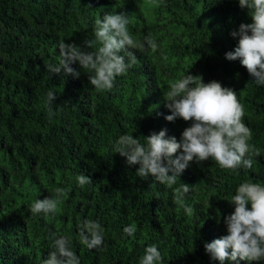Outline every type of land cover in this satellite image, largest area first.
I'll list each match as a JSON object with an SVG mask.
<instances>
[{
    "label": "trees",
    "instance_id": "1",
    "mask_svg": "<svg viewBox=\"0 0 264 264\" xmlns=\"http://www.w3.org/2000/svg\"><path fill=\"white\" fill-rule=\"evenodd\" d=\"M109 12L127 14L129 32L144 45L129 49L135 66L105 92L94 89L78 63L72 65L81 71L78 79L49 74L45 65H58L61 41L98 49V42L84 43L95 39V21ZM251 22L238 0H0V264H42L60 236L69 237L80 264H139L152 244L163 264H219L204 243L227 234L223 218L234 211L230 200L240 183L264 185V86L239 60L225 59L238 43L230 33ZM149 35L156 51L147 45ZM189 72L237 93L250 143L261 155L251 169L235 171L211 159L192 162L168 188L137 176L139 166L114 153L113 143L126 133L143 143L161 130L179 141L190 122L165 119L171 113L163 94ZM50 90L56 93L51 119ZM81 173L92 181L83 188L76 179ZM180 183L190 185L191 216L174 202ZM57 188L67 190L57 213L34 216L32 202ZM85 219L103 226L102 246L89 250L80 242ZM130 224L136 232L126 236Z\"/></svg>",
    "mask_w": 264,
    "mask_h": 264
},
{
    "label": "clouds",
    "instance_id": "2",
    "mask_svg": "<svg viewBox=\"0 0 264 264\" xmlns=\"http://www.w3.org/2000/svg\"><path fill=\"white\" fill-rule=\"evenodd\" d=\"M238 4L241 9H247L252 22L241 23L238 30L230 33L233 38H238V43L233 51L225 53V59L239 60L254 78L253 82L264 86V0H238ZM88 7L91 8V4ZM129 23L123 12L105 13L102 19L95 21V39L84 43L91 48L98 42V49L85 51L76 43L61 41L59 63L45 65L47 72L78 79L81 71L72 67L78 63L80 70L88 71L89 83L97 92L110 91L116 78L137 63L135 54L129 49L144 47L129 32ZM146 41L152 51L158 49L154 37L149 35ZM125 52L126 56L121 54ZM163 99L171 113L165 119L175 122L179 118L190 122V126L184 128L179 141L174 136L168 137L166 130L150 133L143 137V143L133 134L120 135L113 143V152L126 158L129 166L138 165L137 176H151L173 188L192 162L211 159L221 169L235 171L242 166L251 169L254 158L261 155V150L250 143L252 129L244 123V105L235 91L220 82L205 83L202 76L189 72L170 83ZM55 100L56 93L50 90L45 101L49 119L56 115ZM76 179L81 188L92 182L82 173ZM190 190V185L184 183L173 189L174 202L189 216L193 214V208L185 203V198ZM66 192L64 188H57L53 196L33 201L30 212L34 216L57 213ZM230 204L234 205V211L223 218L227 234L205 242V252L219 264L264 261V185L251 180L240 183ZM123 232L133 236L136 226L130 224ZM104 234L98 220L85 219L79 225L80 242L89 250L102 246ZM70 244L67 236L56 238L53 242L55 251H51L42 264H80V258ZM163 259L157 245L152 244L145 248L139 264H163Z\"/></svg>",
    "mask_w": 264,
    "mask_h": 264
}]
</instances>
